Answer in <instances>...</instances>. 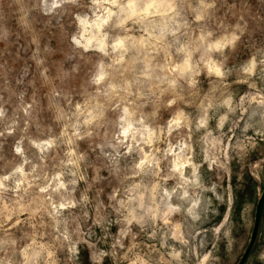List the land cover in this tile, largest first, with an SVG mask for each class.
Masks as SVG:
<instances>
[{"label":"clouds","instance_id":"1","mask_svg":"<svg viewBox=\"0 0 264 264\" xmlns=\"http://www.w3.org/2000/svg\"><path fill=\"white\" fill-rule=\"evenodd\" d=\"M0 264H264V0H0Z\"/></svg>","mask_w":264,"mask_h":264}]
</instances>
